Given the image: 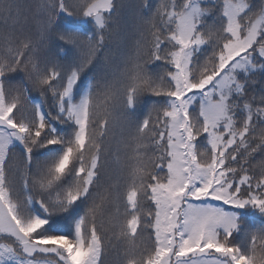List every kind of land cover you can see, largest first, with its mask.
I'll use <instances>...</instances> for the list:
<instances>
[{
  "label": "snow or ice",
  "instance_id": "1",
  "mask_svg": "<svg viewBox=\"0 0 264 264\" xmlns=\"http://www.w3.org/2000/svg\"><path fill=\"white\" fill-rule=\"evenodd\" d=\"M106 245L264 264V0H0V264Z\"/></svg>",
  "mask_w": 264,
  "mask_h": 264
},
{
  "label": "trees",
  "instance_id": "2",
  "mask_svg": "<svg viewBox=\"0 0 264 264\" xmlns=\"http://www.w3.org/2000/svg\"><path fill=\"white\" fill-rule=\"evenodd\" d=\"M33 95H36L35 93H33ZM119 138L118 136V130H117V139ZM115 145V141L113 142L112 147L114 148ZM130 151V149H129ZM121 155H123V153H121ZM117 242L115 240L112 241V244H116ZM106 252L107 254L103 257V259L106 261V264H116V259H117V253L116 251L110 246V245H106Z\"/></svg>",
  "mask_w": 264,
  "mask_h": 264
}]
</instances>
